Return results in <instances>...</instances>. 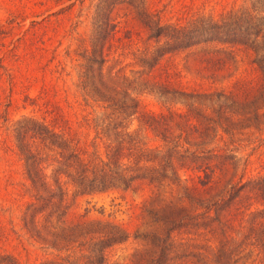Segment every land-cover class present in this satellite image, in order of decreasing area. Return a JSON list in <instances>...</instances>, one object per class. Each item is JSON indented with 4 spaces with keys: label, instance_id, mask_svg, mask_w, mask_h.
<instances>
[{
    "label": "trees",
    "instance_id": "1",
    "mask_svg": "<svg viewBox=\"0 0 264 264\" xmlns=\"http://www.w3.org/2000/svg\"><path fill=\"white\" fill-rule=\"evenodd\" d=\"M101 1L89 49L80 54L78 74L82 93L104 108L99 135L80 145L65 118L57 124L23 117L15 128L32 190L23 226L64 252L38 264H104L108 249L127 237L117 224L86 219L87 209L70 216L63 184L78 194L145 186L155 195L168 194L160 205L150 202L145 209L157 224L134 235L141 245L133 264H245L249 254L259 258L255 264H264V174L236 176L234 154L212 145L219 134L232 136L264 125V0H248L242 8L181 22L163 21L144 0ZM115 3L129 6L143 37L130 27L119 29L110 18ZM125 49L146 67L145 81L147 72L159 69L158 78L151 81L156 93L177 97L184 105L165 112L140 111L142 123L161 141L160 148L142 146L126 129L123 119L138 111L137 103L126 90L105 81L103 63ZM181 52L194 59L200 72L207 70L210 81L239 52L248 54L255 75L235 78L226 87L182 88L176 82L178 72L168 67L165 57ZM50 165L56 175L52 181L46 173ZM0 264L19 263L3 252Z\"/></svg>",
    "mask_w": 264,
    "mask_h": 264
},
{
    "label": "rangeland",
    "instance_id": "2",
    "mask_svg": "<svg viewBox=\"0 0 264 264\" xmlns=\"http://www.w3.org/2000/svg\"><path fill=\"white\" fill-rule=\"evenodd\" d=\"M144 1L163 21L171 22L197 15L217 16L248 4V0ZM101 2L0 0V253L12 254L19 264H38L64 252L47 246L32 234L33 230L23 226L22 214L32 190L16 146L15 128L23 117L57 121V124L65 118L80 145L88 144L93 135H99L104 108L101 102L82 93L78 74L82 64L80 54L84 48L89 49ZM110 18L118 22L119 29L126 26L138 30L142 37L145 35L125 3H115ZM119 52L103 63L105 81L126 90L137 103L138 111L123 119L126 129L142 146L160 148L161 141L142 123L140 111L165 112L183 109L184 105L179 98L160 95L151 87L153 78H158L159 69L147 72L144 78L148 81H145L143 71L146 67L139 65L136 56L127 49L122 54ZM165 57L168 67L178 72L176 82L186 89L226 87L235 78L255 75L249 56L244 52L230 59L227 68L213 81L206 78L207 70L200 72L194 59L184 52ZM164 63L163 59L161 64ZM114 74L120 76L109 78ZM107 75L110 76L106 78ZM216 137L212 145L226 147V151L234 154L236 176L247 178L264 174V125L259 129H243L232 136L219 134ZM53 166L46 168L50 181L56 176ZM63 187L70 216L77 217L87 209L86 219L111 222L126 232L123 241L108 249L104 264H133L141 245L140 237L134 235L147 233L157 224L150 221L145 209L150 202L160 205V199L165 200L163 196L168 195H155L147 186L93 194H78L70 184H63ZM254 257L249 254L242 262L255 264L259 258L256 256L254 260ZM261 260L264 262V256Z\"/></svg>",
    "mask_w": 264,
    "mask_h": 264
}]
</instances>
